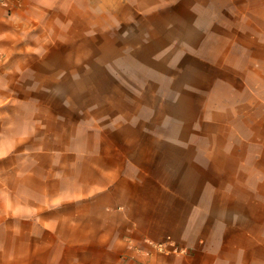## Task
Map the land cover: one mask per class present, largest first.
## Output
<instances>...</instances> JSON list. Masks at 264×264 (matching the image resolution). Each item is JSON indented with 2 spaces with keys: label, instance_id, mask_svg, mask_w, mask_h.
Returning a JSON list of instances; mask_svg holds the SVG:
<instances>
[{
  "label": "crops",
  "instance_id": "obj_1",
  "mask_svg": "<svg viewBox=\"0 0 264 264\" xmlns=\"http://www.w3.org/2000/svg\"><path fill=\"white\" fill-rule=\"evenodd\" d=\"M0 264H264V0H0Z\"/></svg>",
  "mask_w": 264,
  "mask_h": 264
}]
</instances>
